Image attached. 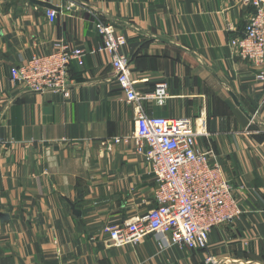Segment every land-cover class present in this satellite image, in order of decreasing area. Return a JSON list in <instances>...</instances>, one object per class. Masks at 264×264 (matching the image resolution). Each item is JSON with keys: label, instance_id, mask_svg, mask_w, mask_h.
<instances>
[{"label": "crops", "instance_id": "obj_1", "mask_svg": "<svg viewBox=\"0 0 264 264\" xmlns=\"http://www.w3.org/2000/svg\"><path fill=\"white\" fill-rule=\"evenodd\" d=\"M251 10L244 0H0V264H264V81L229 48ZM96 16L126 36L140 91L167 81L165 104L144 103L150 115L206 123L199 144L216 151L245 210L210 232L207 249L157 234L107 243L156 206L157 182L128 137L135 108L100 51ZM60 43L86 53L67 94L11 82L12 67Z\"/></svg>", "mask_w": 264, "mask_h": 264}, {"label": "built area", "instance_id": "obj_2", "mask_svg": "<svg viewBox=\"0 0 264 264\" xmlns=\"http://www.w3.org/2000/svg\"><path fill=\"white\" fill-rule=\"evenodd\" d=\"M252 9L245 31L231 38L229 48L238 57L259 67L257 79L264 81V0H244ZM51 21L54 9L47 10ZM95 30L103 39L100 51L111 56L115 79L126 102L135 108V131L128 136L135 140L136 151L150 166L156 179V206L109 231L107 243L112 247L137 244L150 234L160 235L165 245L184 249H207L210 232L232 223L245 212L231 180L225 174L216 151L202 148L199 137L204 130L189 117L150 115L146 101L163 105L170 97L167 81L142 92L137 87L129 58L123 48L126 36L111 23L96 16ZM86 53L77 47L60 43L49 53L34 54L27 62L11 68L10 80L26 92L67 94L73 62L84 65ZM121 138L114 139L120 142ZM4 140L0 135V145ZM206 263H213L208 255Z\"/></svg>", "mask_w": 264, "mask_h": 264}, {"label": "water", "instance_id": "obj_3", "mask_svg": "<svg viewBox=\"0 0 264 264\" xmlns=\"http://www.w3.org/2000/svg\"><path fill=\"white\" fill-rule=\"evenodd\" d=\"M39 4L44 5L45 7H48L49 9H53V5L46 3V2H41L38 1ZM209 264H213V263H209Z\"/></svg>", "mask_w": 264, "mask_h": 264}, {"label": "trees", "instance_id": "obj_4", "mask_svg": "<svg viewBox=\"0 0 264 264\" xmlns=\"http://www.w3.org/2000/svg\"><path fill=\"white\" fill-rule=\"evenodd\" d=\"M153 90V89H152Z\"/></svg>", "mask_w": 264, "mask_h": 264}]
</instances>
